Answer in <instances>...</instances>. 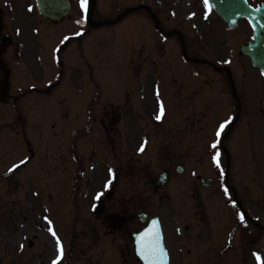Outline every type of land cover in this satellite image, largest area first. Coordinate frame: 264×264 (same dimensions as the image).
<instances>
[{
    "label": "rangeland",
    "instance_id": "rangeland-1",
    "mask_svg": "<svg viewBox=\"0 0 264 264\" xmlns=\"http://www.w3.org/2000/svg\"><path fill=\"white\" fill-rule=\"evenodd\" d=\"M71 1V18L64 19L57 25H36L40 30L39 36H29L32 25L25 23L29 53H14L8 59L7 72L10 77L7 88L0 87V264H53L59 252L56 248L57 255L55 254L53 245H56V237L52 236L49 227L56 231L63 244L64 256L59 264H139L125 231L112 232L106 219L108 214L120 211L121 196L129 192L142 198L134 200L138 211L147 209L152 216L158 215L155 212L162 207L160 213L166 221L169 216L173 225L182 228L183 216L179 214L182 209L178 206L182 205L183 199L180 197H187L189 200L192 198L189 202L186 201L188 206H184L191 213L190 230L185 229L176 237L175 262L210 264L211 260L206 262L210 244L193 238L201 229L194 219V209L200 201L197 197L200 194V198L204 200V213L211 216L217 226L228 222V218H225V222L222 219L226 217L223 209L228 199L214 196L216 187L196 188L194 176L215 175L213 155L216 150L209 143L214 139L213 132L217 124L229 119L234 112V104L231 99H221L215 108L217 119H212V115L203 107L206 100L214 102L216 99L194 98L198 95H219L209 91L204 80L211 81V85H226L224 77L214 79L206 66L182 60L178 48L174 47V43L178 45L177 41L163 40L165 43L164 46H158L161 52L157 54V58L164 60L163 64L167 65L165 69L157 71L156 75L165 79L162 82L159 80V84L163 86L164 83L166 90L162 91L164 94L160 97L154 93L158 82L154 78L155 83H152L151 67L145 71H134L128 66L134 50L146 52L145 48L153 39L154 28L147 15L144 12L130 13L115 26H104L85 34L84 30L88 28L74 22L85 21L80 0ZM200 2L201 0H97L94 19L110 20L138 4L153 3L162 19L171 17L168 11L173 10L176 20L186 23V18L190 19V34L186 41L192 40V36L198 38L203 44L204 53V45L209 46L211 53L201 55L200 58L209 61H215L216 58L217 62L225 66L226 59L216 56L215 36L207 34L216 32L217 20L213 16L207 22L204 19V22L201 18L193 20L194 17L189 15L196 10L200 17L202 11L207 13ZM193 22H196L194 27ZM220 32L224 37V31ZM65 37L69 39L65 40ZM160 39H156V43L161 42ZM62 48L64 51L58 57ZM32 56L35 60H30ZM229 61L231 67L236 68L233 69V75L236 80L239 77L241 84L237 83L238 87L251 91L254 96H262L257 92L261 88V82L253 76L255 71H252L250 63L237 53ZM123 63L129 72L125 77ZM7 72L2 73L3 78H6ZM128 75L132 83L125 81ZM173 77L177 83L170 85ZM0 85L4 87L2 80ZM221 95L229 97L228 91ZM184 96L187 97L182 99ZM190 97L192 101L188 100ZM125 98L131 99L130 104L126 105L125 102L126 107H131L134 102L139 103L142 99H151L153 110L158 113L160 101L165 107L161 123L154 130H146L150 133V139L143 152L139 149L145 144L146 138L139 145L137 138L128 135L131 133L127 130L122 136L120 133L105 134L101 129V115L109 111L117 113L116 105H122ZM88 99L93 100L90 103L87 102ZM184 100L186 104L183 103ZM260 100L253 99L250 102L245 99L244 119L233 131L226 146L231 149L233 159L231 179L253 217L264 224V119L256 113L259 111ZM88 108L96 121L92 128L90 126L85 129L84 125L78 124L62 132L58 128L50 129L48 119H62L64 116L72 119L85 113ZM200 110H203L204 119L198 122L200 125L193 126L198 121L196 118ZM252 111L254 113L246 114ZM229 113L230 116L225 119ZM128 120L124 119L123 127L130 128ZM142 127L145 128L144 125ZM181 129H187L192 137L203 130L204 139L198 143L203 144L199 145L198 150L193 149L198 144L184 149V146L174 141V138L179 137L177 133ZM168 131L172 146L166 150L163 144L169 138ZM80 132L82 134L78 135ZM88 132L89 135H86ZM25 134L32 143L31 146L26 144ZM72 136L75 137L72 142L76 145L71 142ZM133 148L137 151L130 152L129 149ZM222 156L221 154V162L225 163ZM22 160L27 163L10 173L9 169ZM167 160L171 162L169 168H166ZM179 165L184 167V173L180 176L176 172ZM130 168L132 173L129 172ZM165 169L170 173L167 186V190L172 193L170 211L164 200L162 203L158 201L164 194L163 191L156 192L154 189L157 177ZM109 180L110 187L107 186ZM100 193L103 195L98 200L96 197ZM195 193L198 194L197 197ZM45 217L48 219H44ZM48 220L52 221L51 225ZM135 223L136 226L139 225L138 220ZM90 225L96 227L99 240L92 236ZM215 230L223 232L224 228ZM46 233L54 238V243L44 239ZM15 235H19V238H14ZM71 242L77 244L79 249L70 250ZM259 242L258 248L263 247L264 238ZM168 245L172 250V243L168 242ZM190 249L193 250V255L187 257ZM181 250L182 253L179 254L178 251ZM202 253L204 262L201 263Z\"/></svg>",
    "mask_w": 264,
    "mask_h": 264
},
{
    "label": "flooded vegetation",
    "instance_id": "flooded-vegetation-1",
    "mask_svg": "<svg viewBox=\"0 0 264 264\" xmlns=\"http://www.w3.org/2000/svg\"><path fill=\"white\" fill-rule=\"evenodd\" d=\"M247 2L253 8H258L261 6L264 7V0H247ZM171 12L173 13V11ZM197 18H199V16L195 15L194 20ZM216 20L218 24V27L216 28V32L214 31L210 32L209 36L211 37L215 36L214 46H217L216 56H219L220 58L224 57L226 61H229L230 56L236 55V53L240 52V50L245 45H249L252 43L253 31L250 23L247 20L239 21L238 26L234 31H230L228 27L219 18H216ZM165 22L168 23L169 26H172L171 24H173L170 18H167ZM188 22L189 20H186V23L185 22L175 23L176 28L172 27L171 31H178L177 29H180L184 39H186L187 36H189L190 34L188 29L189 28ZM25 23L26 25L27 24L32 25L29 29V36L36 37L40 35V30L36 25H40L41 27H43L45 20L41 16H39L34 0H0V71L2 73L6 72L8 67L6 57L13 55L14 53H16L17 55H20L22 52L25 54L29 53L27 49L28 39L26 37L27 34L25 32V26H26ZM154 26L156 27V24H154ZM192 26L193 27L196 26V22H193ZM166 27L167 25L161 28V33L165 35H166L165 32ZM220 31H224L225 38L223 37ZM192 38H193L192 40L187 41L186 43L192 55H203V54L211 53L209 46L206 45H204L206 48V51L204 53L202 42L198 38H195L194 36H192ZM218 39H220V41H218ZM156 55H157L156 47H154V49L152 50H149L148 53L139 52L134 54L133 55L134 70L145 71L148 67H151V70L156 72L157 71ZM30 60H35L34 56H32ZM212 67L213 68L211 69L215 72H218L221 69H223V67L215 66V65ZM226 75L228 77V74ZM228 90H230L228 85H225L223 83H216V88L214 93L224 94V92ZM251 93H252L251 91L241 90L240 99H264V94H263L264 87L261 91L262 96L257 97L252 95ZM186 97L187 96H184L182 99ZM234 97L236 98V96ZM191 99H192L191 97L188 98L189 101H191ZM194 99H216V101L214 102L206 100V105L203 107L204 110H208L209 114L212 115V119H216L215 108L218 103L217 101V99H219L218 97L198 95ZM183 103L186 104L187 102L184 100ZM261 104L263 105V103ZM251 113L254 112L252 111L246 114H251ZM256 113L258 115H261V117L264 119V108H261V110ZM90 114L92 115V113ZM133 115L134 116L132 118V121L128 122L130 124V128L123 127V123L125 119L124 113L105 112L101 115L100 120L102 121V125L104 126V129L112 133L114 132L120 133L122 136L124 135V132L126 130L129 131L132 135H147L150 134L149 132L146 131L148 128H151L153 130L155 129V127L153 126H155L156 124L155 121L156 113L151 108L149 109V111H147L144 108L142 111L139 110L135 112ZM198 115L199 116L196 118V120L198 121L195 124L193 123L192 124L193 126L200 125L201 123L198 122L204 119L203 110H200L198 112ZM208 118L211 119V116H208ZM142 125H144L145 128L142 127ZM147 125L151 127H147ZM88 126H92V123L89 122ZM170 131H172V129ZM170 131L167 132L169 138L166 140V144H165V148L168 150L172 146L170 139ZM198 132L196 136L192 137L191 135L188 134L187 129L185 130L181 129V131L177 133L179 137L174 138V141L179 142L180 145L184 146L182 148L188 149L187 147H189V145L198 144L200 141L204 139L203 130H200L199 133ZM230 140H231V136L229 137L228 141ZM202 144L203 142L196 145V147L193 149H198L199 145ZM224 178L226 179V177ZM241 211L244 212L246 217V213L242 208ZM109 218L112 219L110 216ZM114 220L116 221L115 223H118L117 225L119 226L123 224L125 227L124 224L125 222L127 226L131 225L128 222V219L125 218V214L123 212L120 213L119 217H115ZM111 226L113 228V225ZM187 229H189V227ZM221 233L223 236H220V239L214 245V249H213L214 254L212 257L213 264H253L252 245L254 243L259 242L264 237L263 231L256 230L255 241H253V238L251 237L252 235L251 224L249 225L246 224L247 239L245 240L242 238V233L239 234L238 240L235 239L234 226L231 224H228L227 229L226 230L224 229L223 232ZM248 236L251 238L248 239Z\"/></svg>",
    "mask_w": 264,
    "mask_h": 264
},
{
    "label": "water",
    "instance_id": "water-1",
    "mask_svg": "<svg viewBox=\"0 0 264 264\" xmlns=\"http://www.w3.org/2000/svg\"><path fill=\"white\" fill-rule=\"evenodd\" d=\"M39 12L46 18H49L53 21H59L64 16H67L70 11V5L67 0H36ZM241 1V0H238ZM209 5L211 8H213L217 14L229 25L232 23H235L239 18L241 17H247L249 18L254 26L257 29L256 33V45L245 48L244 52L251 58L253 65L259 68L264 73V54H259L256 51L262 48V34L264 32V27L261 25L264 24V13L263 10H253L249 7H246L245 5L241 4L239 5L236 0H209ZM94 6V1H93ZM137 9H133L130 11H136ZM130 11H127L126 14ZM125 16H120L116 21L108 24H114L121 20ZM88 20L94 27H99L102 25H105L107 23H94L92 21V10L89 9V15ZM264 48V46H263ZM209 181L207 182V184ZM145 216L141 217L142 222H144ZM157 220H152L150 222V225L145 229L147 230L149 227H152V222ZM158 227L161 232L160 225L158 224ZM144 230V231H145ZM143 231V232H144ZM139 233L134 236L135 238V253L138 259L142 264H145V261L141 258L138 251V239L140 238L141 234ZM161 240L163 244V238L161 234ZM164 246V245H163ZM167 264H169L168 256H167Z\"/></svg>",
    "mask_w": 264,
    "mask_h": 264
},
{
    "label": "snow or ice",
    "instance_id": "snow-or-ice-1",
    "mask_svg": "<svg viewBox=\"0 0 264 264\" xmlns=\"http://www.w3.org/2000/svg\"><path fill=\"white\" fill-rule=\"evenodd\" d=\"M204 4L205 6H209V0H204ZM80 8L83 12L84 15V20H87L88 18V13H89V0H80ZM259 11V9H257ZM82 21H78V23H81ZM80 33H77V35H79ZM65 40L69 39L68 37L64 38ZM157 95H159V92H157ZM165 113V107L163 105V103H161L160 105V112L157 115L156 119L160 120ZM232 123V118H229L227 120H225L224 122H222L219 125V128L216 132V136L217 138L221 137L222 134L225 133V130L227 129V127ZM219 145V139H217L215 142L212 143L211 147L213 149H217ZM145 149L143 146H141V148L139 149L140 152H143ZM220 152L216 151L215 154L213 155V161L216 163L217 167H220ZM27 161L22 160L20 161V164L17 165H13L12 168L9 169V172H13L15 171V169L19 168L21 165L26 164ZM110 172H112V170L110 169ZM113 178L115 177V173L113 172ZM221 175H223V169L221 168ZM108 187L111 186V180H109ZM224 192L225 194L228 193V188L225 187L224 188ZM103 195V193H100L97 195L96 199H100V196ZM239 218L240 221L243 223L245 221V214L243 211H241L239 213ZM44 219H48L47 217H45ZM49 225H51L52 221L48 220ZM53 237H56L55 243L56 246L58 248V252L59 255L57 256L56 260L53 261V264H59V261L63 258L64 256V248H63V244L60 240V238L58 237L56 231L49 227L48 229ZM138 243V251H139V255L141 256V258L145 261V264H167V250L166 248L163 246L162 244V240H161V232L160 229L158 227V221H153L152 222V227H149L147 230H145L140 238L137 241ZM23 247V245H21V248ZM257 260L260 261V264H264V259H262L258 254H257Z\"/></svg>",
    "mask_w": 264,
    "mask_h": 264
},
{
    "label": "bare ground",
    "instance_id": "bare-ground-1",
    "mask_svg": "<svg viewBox=\"0 0 264 264\" xmlns=\"http://www.w3.org/2000/svg\"><path fill=\"white\" fill-rule=\"evenodd\" d=\"M14 238H19V235H15ZM44 239L49 240V242L51 241L52 243H54V239L48 233L45 234ZM53 247L56 248V246H54V245H53Z\"/></svg>",
    "mask_w": 264,
    "mask_h": 264
}]
</instances>
